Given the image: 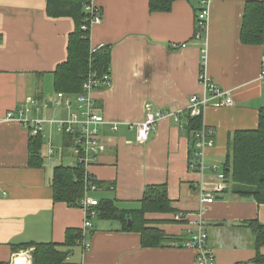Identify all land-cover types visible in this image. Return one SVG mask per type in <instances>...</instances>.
Segmentation results:
<instances>
[{"label": "crops", "instance_id": "crops-1", "mask_svg": "<svg viewBox=\"0 0 264 264\" xmlns=\"http://www.w3.org/2000/svg\"><path fill=\"white\" fill-rule=\"evenodd\" d=\"M148 1L92 0L102 19L91 27V45L110 46V81L92 93L94 112L108 123L99 126L103 150L86 168L81 164L94 181L85 182L84 195L137 209L146 186L166 184L174 212H149L145 217L150 227L174 239L164 246L141 247L138 232L94 214L86 230L90 248L83 264H193L194 251L183 244L189 221L198 219L205 224L215 264H264L257 257L251 226L264 225L263 203L235 193L226 178L212 203L203 208L199 203L201 189L212 190L219 181L216 175L223 170L230 136L256 128L264 106V81L259 77L264 48L240 40L245 3L252 0H210L203 38L195 37L194 7L199 0H175L167 12H150ZM73 28L70 17L48 16L45 0H0V118L29 96L49 103L28 117H68L71 108L52 103L57 93L53 70L66 59ZM201 63L209 79L233 100L232 105L217 106L213 98L202 109L203 123L213 131V144L203 150L202 172L189 165L185 129L189 97L204 93ZM147 106L182 113L179 122L158 120L150 138L140 143L129 124L143 120ZM111 123L118 124L117 130ZM65 137L46 123L41 147L33 155L28 142L34 137L28 129L17 120L0 122V264H8L15 252L31 255L33 248H21L23 244H60L67 228H82V207L53 200L54 167L79 164ZM176 214L182 218L176 220ZM77 252L78 247L73 257ZM259 253L262 259L264 246Z\"/></svg>", "mask_w": 264, "mask_h": 264}, {"label": "trees", "instance_id": "trees-1", "mask_svg": "<svg viewBox=\"0 0 264 264\" xmlns=\"http://www.w3.org/2000/svg\"><path fill=\"white\" fill-rule=\"evenodd\" d=\"M46 14L50 17H70L74 22L73 31L68 35L66 59L58 63L53 70V86L56 92L66 94L80 92L86 76L95 72L98 78L109 74L110 46L102 45L92 51L88 20L92 13L85 9L88 0H45ZM175 0H149L150 12H167ZM200 0L196 4V33L200 38L205 37L199 27L198 12ZM100 13L101 10L98 8ZM195 33V34H196ZM240 40L244 44H259L264 48V0H252L245 3L243 10ZM186 135L189 140V160L194 158L196 132L202 127V113L198 116H185ZM70 140V142H69ZM71 138L65 137L64 144L71 145ZM42 144L41 136L30 138L28 150L37 155ZM40 158H31L36 163ZM223 172L227 181H230L233 191L242 197L251 198L257 203L264 204V106L258 112V124L254 129L236 130L229 138V149L223 165ZM85 175L81 164L75 167L59 165L54 167L51 180L53 200L62 201L69 206H80L84 197L85 182L91 177ZM97 218L118 220L122 222L124 230L136 231L140 234L141 247L164 246L174 239L163 230L150 227L145 214L149 212L171 213L174 209L167 195L166 184H153L145 187L140 207L137 209H121L111 200L97 201L91 208ZM95 215V216H96ZM130 220V224L128 222ZM256 235L255 246L257 257L261 259L260 247L264 246V225L257 222L251 224ZM82 238L81 228H67L63 243H35L29 242L21 248H33L31 264H71L78 260L81 252L79 242ZM78 247L77 257L74 250Z\"/></svg>", "mask_w": 264, "mask_h": 264}, {"label": "built area", "instance_id": "built-area-1", "mask_svg": "<svg viewBox=\"0 0 264 264\" xmlns=\"http://www.w3.org/2000/svg\"><path fill=\"white\" fill-rule=\"evenodd\" d=\"M209 1L210 0H200L199 2V27L203 32H206L207 29ZM85 9L92 13V17L88 20L89 25H85L83 28H89L91 30L93 25L101 22L102 15L98 7L93 4L92 0H88ZM195 37L200 38L198 32L195 34ZM99 47L100 46H92V51H95ZM204 69V65L201 63L199 82L203 87L204 93L199 95L192 94L189 97L188 104L185 109V112L190 117L200 115L202 113V109L213 98L217 99L215 102L217 106H229L233 104V100L228 94V91L221 89L217 84L211 81ZM259 77L264 81V59ZM109 81V74L104 75L102 78H98L95 72H91L83 81L80 92L76 94H66L62 91L57 92L56 96L52 100V103L56 106H64L68 109L71 108L67 118L51 119L43 117H28L27 114L32 111H37L42 107H47L49 103L48 101H41L35 97L29 96L20 108L8 110L4 116L0 118V122L17 120L28 129L29 134L32 137L42 136L46 123L54 125L59 133L67 135L71 138L72 153L77 159V162L79 164H83L86 168L90 162H93L96 159L99 152L104 148V144L99 133V126L108 123L102 114L94 112L95 101L92 93L94 89L99 86L108 85ZM206 92H209L210 96H207ZM181 113V111L172 112L154 109L147 106L143 120L129 124V128L134 129L137 142L144 143L155 131L158 120L164 117H170L175 122H179ZM110 128L112 130H117L118 124L111 123ZM212 134V129L204 125L202 120V127L195 135L196 142L194 158L189 164L190 167L201 172L205 168L203 150L205 147L213 144ZM53 152V149L50 148L49 155H53ZM217 167V164L211 166L214 171H216ZM85 175L86 181L89 175L87 172H85ZM216 176L219 181L214 185L212 190L201 189L199 203L202 208L212 203L215 199V193L222 190V181L225 180L223 170ZM86 188H92V185H86ZM96 204L97 200L90 199L86 195H84L81 199L80 207H82L85 211V220L81 228L82 238L79 242L81 252L78 260L71 264H83V254L90 248V243L86 240V230L92 225L90 217H93L95 212L91 208ZM174 217L176 220H180L182 218L179 214H176ZM186 231L188 238L184 242L183 246L194 251L193 264H215V256L207 244L208 235L205 224L201 221V219L190 220ZM8 264H31V255L26 251L15 252Z\"/></svg>", "mask_w": 264, "mask_h": 264}, {"label": "water", "instance_id": "water-1", "mask_svg": "<svg viewBox=\"0 0 264 264\" xmlns=\"http://www.w3.org/2000/svg\"><path fill=\"white\" fill-rule=\"evenodd\" d=\"M128 222L130 223V220H128Z\"/></svg>", "mask_w": 264, "mask_h": 264}]
</instances>
